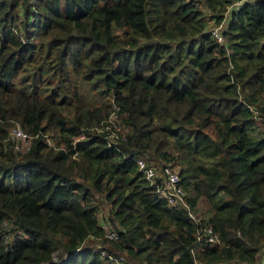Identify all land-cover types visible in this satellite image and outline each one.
Returning <instances> with one entry per match:
<instances>
[{
	"label": "trees",
	"instance_id": "1",
	"mask_svg": "<svg viewBox=\"0 0 264 264\" xmlns=\"http://www.w3.org/2000/svg\"><path fill=\"white\" fill-rule=\"evenodd\" d=\"M236 1L0 0V264H112L90 235L127 264H192L195 223L156 195L143 153L177 165L194 212L205 203L219 242L199 260H258L264 0ZM110 111L124 127L113 141ZM92 188L116 238L101 235Z\"/></svg>",
	"mask_w": 264,
	"mask_h": 264
},
{
	"label": "built area",
	"instance_id": "2",
	"mask_svg": "<svg viewBox=\"0 0 264 264\" xmlns=\"http://www.w3.org/2000/svg\"><path fill=\"white\" fill-rule=\"evenodd\" d=\"M240 1L241 0H238L236 1V3H239ZM211 32L217 41L222 40L218 26H214L211 29ZM260 119L261 118L258 117L257 120L258 122H260L261 127L264 131V121H260ZM10 134L12 139L14 140V149L24 150L29 146L28 141L30 136L20 127H13ZM17 141H21L23 145L18 146ZM135 162L137 168L140 170L145 179L150 184H152L156 195L164 198L165 201L169 204H177L184 207L189 217L195 223L193 233L194 240L189 247V250L193 256L192 264H264V249L260 252L259 258L256 262H250L241 259H222L214 262H204L202 260H199L194 253L202 248L205 242L209 244L218 243L219 238L217 231L214 230L209 223L202 221V217L196 214L190 208V205L186 198V190L180 182L177 165L175 163L164 161L156 165V163L149 162L139 155L135 157ZM98 223L102 228V237L116 238V231L113 226L109 224L107 219L98 218ZM96 247H99V254L109 259L112 264H127L121 253H115V251L108 250L102 245H96Z\"/></svg>",
	"mask_w": 264,
	"mask_h": 264
},
{
	"label": "rangeland",
	"instance_id": "3",
	"mask_svg": "<svg viewBox=\"0 0 264 264\" xmlns=\"http://www.w3.org/2000/svg\"><path fill=\"white\" fill-rule=\"evenodd\" d=\"M208 23H209V21H208ZM221 26H219V27H221ZM105 122H106V124L103 125L102 128L108 129V131H109L108 139L109 140L113 141V139L116 138V135L118 134L119 131H120L121 134L123 133L124 127L121 126V124L119 123L115 112L110 111L107 114L106 118H105ZM13 127H20V125H19V123L17 121L11 119L9 124L7 125V136H8V138L10 140H12V143L14 142V140L12 139L10 132H11ZM51 133H52V131H49L48 132V136L46 137V140L49 143H51V141H53V138L49 136ZM28 142L30 143V138H29ZM17 143H18V146H22L23 145V143L21 141H17ZM139 156L145 158L149 162H152V163H156L157 162V160L155 158H153L151 156H148L146 153L139 154ZM92 192H93L94 199H95L96 206H97L98 218H102V219H107L108 220V218H107V211H108V208H109L108 203L104 200V198L102 197V195L99 194L98 191H96L95 189L92 188ZM202 212H204L206 215L208 213L205 210V203L203 201H198L197 205H196L195 213L200 215V216H202V214H201ZM205 214H203V215L205 216ZM108 222H109L110 225H112L109 220H108ZM83 242H84V244H88V245H90V246H92L94 248L96 247V245H102V246H104V247H106L108 249H112L113 250V248H111V246H110L108 241L100 242L99 239H96L95 237H93L91 235L87 236L84 239ZM115 253H117V251ZM118 253H121L123 255L122 252H118ZM123 258H124V256H123ZM125 259H126V255H125ZM136 264H140V263H136Z\"/></svg>",
	"mask_w": 264,
	"mask_h": 264
}]
</instances>
